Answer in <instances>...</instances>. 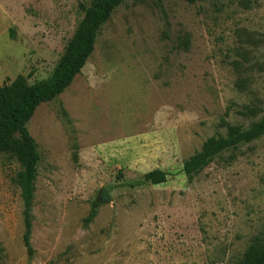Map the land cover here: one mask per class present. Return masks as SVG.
<instances>
[{
	"label": "rangeland",
	"instance_id": "374dc122",
	"mask_svg": "<svg viewBox=\"0 0 264 264\" xmlns=\"http://www.w3.org/2000/svg\"><path fill=\"white\" fill-rule=\"evenodd\" d=\"M80 4L90 0H0V85L51 77ZM263 116L264 0H125L72 84L26 126L40 157L31 258L11 181L20 167L0 156V264L239 261L264 238V137L192 182L182 163L225 136L221 121ZM154 170L165 183L130 187Z\"/></svg>",
	"mask_w": 264,
	"mask_h": 264
},
{
	"label": "trees",
	"instance_id": "16d2710c",
	"mask_svg": "<svg viewBox=\"0 0 264 264\" xmlns=\"http://www.w3.org/2000/svg\"><path fill=\"white\" fill-rule=\"evenodd\" d=\"M124 1L90 0L89 5L78 6L82 18L48 80L29 84L24 76L19 75L11 82L0 85V156L12 158L20 167L11 181L19 189L22 202V243L28 258L33 255L30 245L32 205L40 157L26 126L41 104L54 101L72 84L93 53L102 26ZM182 1L194 3V0ZM184 45L187 46V43L184 42ZM240 115L252 116L253 111L245 108ZM221 126L226 129L224 137L207 139L199 151L183 161L182 174L188 182H192L214 159L228 152L231 153L228 159L233 160L232 153L238 148L264 137V116L247 127L230 125L224 121H221ZM166 178V173L154 170L146 173L142 182L130 187L143 183L160 185L166 182ZM98 206V203L91 206L83 221L85 227L93 222ZM233 264H264V238L254 237L241 259Z\"/></svg>",
	"mask_w": 264,
	"mask_h": 264
},
{
	"label": "water",
	"instance_id": "95a60500",
	"mask_svg": "<svg viewBox=\"0 0 264 264\" xmlns=\"http://www.w3.org/2000/svg\"><path fill=\"white\" fill-rule=\"evenodd\" d=\"M100 199H101V201H103V202H107V201H109L108 196L106 195V192H105V191H102V192H101Z\"/></svg>",
	"mask_w": 264,
	"mask_h": 264
}]
</instances>
